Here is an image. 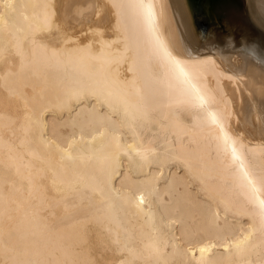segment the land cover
Here are the masks:
<instances>
[{
	"label": "bare ground",
	"instance_id": "1",
	"mask_svg": "<svg viewBox=\"0 0 264 264\" xmlns=\"http://www.w3.org/2000/svg\"><path fill=\"white\" fill-rule=\"evenodd\" d=\"M213 9L0 0V264H264V0Z\"/></svg>",
	"mask_w": 264,
	"mask_h": 264
},
{
	"label": "rangeland",
	"instance_id": "2",
	"mask_svg": "<svg viewBox=\"0 0 264 264\" xmlns=\"http://www.w3.org/2000/svg\"><path fill=\"white\" fill-rule=\"evenodd\" d=\"M218 0H195V3L197 2V6L199 7V9L201 8V12L204 15V17L207 19L206 21H209L211 25H215V23H212V17L211 14L213 12H215L214 8V4L217 2ZM202 4V5H201ZM204 4V6H203ZM204 8L206 9L204 11ZM208 16V18H207Z\"/></svg>",
	"mask_w": 264,
	"mask_h": 264
}]
</instances>
